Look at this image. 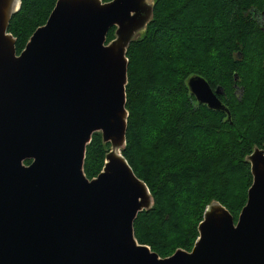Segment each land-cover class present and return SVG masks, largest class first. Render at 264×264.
Here are the masks:
<instances>
[{
	"label": "water",
	"instance_id": "1",
	"mask_svg": "<svg viewBox=\"0 0 264 264\" xmlns=\"http://www.w3.org/2000/svg\"><path fill=\"white\" fill-rule=\"evenodd\" d=\"M12 2L0 0V264H264L258 146L247 156L253 182L237 222L212 202L193 251L168 258L135 236V220L153 197L120 150L129 118L127 51L154 3L58 0L18 54L8 29L22 0L14 9ZM188 86L199 103L231 117L221 87L199 75ZM97 132L113 150L89 179L87 146Z\"/></svg>",
	"mask_w": 264,
	"mask_h": 264
},
{
	"label": "trees",
	"instance_id": "2",
	"mask_svg": "<svg viewBox=\"0 0 264 264\" xmlns=\"http://www.w3.org/2000/svg\"><path fill=\"white\" fill-rule=\"evenodd\" d=\"M57 1L22 0L8 29L18 54ZM127 57L122 154L154 199L153 208L138 214L135 236L167 257L191 249L212 200L236 222L247 203L253 182L247 156L264 148V0H155L154 16ZM196 75L223 89L230 118L197 101L188 86ZM109 146L102 133L93 134L84 164L89 179L103 170Z\"/></svg>",
	"mask_w": 264,
	"mask_h": 264
},
{
	"label": "rangeland",
	"instance_id": "3",
	"mask_svg": "<svg viewBox=\"0 0 264 264\" xmlns=\"http://www.w3.org/2000/svg\"><path fill=\"white\" fill-rule=\"evenodd\" d=\"M147 2L148 3H151V4H153L154 2H155V0H147ZM148 26V25H147ZM146 31V30H145ZM144 29H142V30H140V31H137L136 33H135V35H134V40H137V39H139V38H141L142 36H143V34H144ZM142 125V124H141ZM108 144V143H107ZM153 144H154V142H153V140H150L149 142H148V146H146L145 147V149H142L141 151H143L144 153L146 152V151H150V146H152L153 147ZM109 152H111L112 150H113V147H112V143H109ZM126 147V145L124 146V147H120V150H121V152H122V150L124 149ZM103 171V170H102ZM214 201H217V202H220V201H218V200H212L208 205H210L212 202H214ZM221 203V202H220ZM222 204V203H221ZM207 205V206H208ZM223 205V204H222ZM153 206H154V199H153V205L151 206V208H153ZM147 211V210H146ZM240 214H241V212H240ZM200 237V236H199ZM138 240V239H137ZM195 243H196V241H195ZM195 243H194V245H192V247H191V249L190 250H188V249H185V248H178L177 250H179V249H181V250H184V251H187V252H192L193 251V249L195 248ZM145 245V244H144ZM147 246H149V245H147ZM150 247V246H149ZM151 248V247H150ZM176 250V251H177ZM151 251L152 252H155V251H153L152 250V248H151ZM175 251V252H176ZM174 252V253H175ZM157 253V252H156ZM173 253V254H174ZM173 254H170V256L168 255L167 257H161V258H168V257H171Z\"/></svg>",
	"mask_w": 264,
	"mask_h": 264
},
{
	"label": "bare ground",
	"instance_id": "4",
	"mask_svg": "<svg viewBox=\"0 0 264 264\" xmlns=\"http://www.w3.org/2000/svg\"><path fill=\"white\" fill-rule=\"evenodd\" d=\"M16 5H17V0H13V2H12V8L14 9V8H16ZM119 155V154H118Z\"/></svg>",
	"mask_w": 264,
	"mask_h": 264
}]
</instances>
